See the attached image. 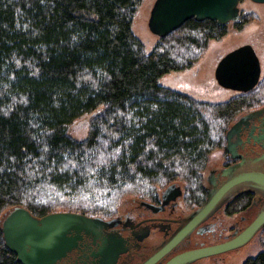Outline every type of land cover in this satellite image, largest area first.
<instances>
[{
    "label": "trees",
    "instance_id": "trees-1",
    "mask_svg": "<svg viewBox=\"0 0 264 264\" xmlns=\"http://www.w3.org/2000/svg\"><path fill=\"white\" fill-rule=\"evenodd\" d=\"M141 2L0 0V264H21L1 228L14 208L111 218L127 198L173 184L200 196L235 119L264 108V76L221 103L159 85L228 26L192 19L147 52L133 30ZM257 19L242 12L233 24ZM85 116L89 134L79 141L70 127ZM259 235L263 250L243 264H264Z\"/></svg>",
    "mask_w": 264,
    "mask_h": 264
},
{
    "label": "flooded vegetation",
    "instance_id": "flooded-vegetation-1",
    "mask_svg": "<svg viewBox=\"0 0 264 264\" xmlns=\"http://www.w3.org/2000/svg\"><path fill=\"white\" fill-rule=\"evenodd\" d=\"M232 128H235L232 137L228 139L227 133L226 143L220 149V164L208 165L203 173L200 196L189 195L182 185L175 184L182 192L178 200L167 199L165 202L166 188L152 198L124 202L111 218L92 217L101 219L100 226L71 231L76 245L55 264H147L225 183L246 173L264 174V109L241 114L229 131ZM126 204H129L128 208L123 209ZM263 210L264 190L253 183L237 185L182 241L154 264H168L188 251L230 241L249 227ZM262 230L264 227L256 236ZM240 249L242 247L187 264H226V256Z\"/></svg>",
    "mask_w": 264,
    "mask_h": 264
},
{
    "label": "water",
    "instance_id": "water-1",
    "mask_svg": "<svg viewBox=\"0 0 264 264\" xmlns=\"http://www.w3.org/2000/svg\"><path fill=\"white\" fill-rule=\"evenodd\" d=\"M243 0H156L148 27L152 34L163 39L182 27L186 22L211 20L228 26L240 19ZM264 4V0H251ZM263 69L259 56L250 44L229 52L218 63L215 78L220 87L235 93H247L260 83ZM264 109V108H263ZM235 128L228 132V139ZM242 183H253L264 190L263 173H246L225 183L213 198L191 219L166 248L156 254L147 264H154L182 241L218 205L223 196ZM174 195V196H173ZM182 197L181 188L169 186L164 193L165 202ZM151 206L150 204H146ZM78 213H53L41 218L27 209L17 207L9 211L1 221L6 246L16 254L21 264H55L65 258L76 245L71 231L89 230L100 226L102 221ZM113 222V221H112ZM111 222V223H112ZM94 226V227H93ZM264 227V210L242 233L230 241L183 253L168 264H187L194 261L239 249L252 241Z\"/></svg>",
    "mask_w": 264,
    "mask_h": 264
},
{
    "label": "rangeland",
    "instance_id": "rangeland-1",
    "mask_svg": "<svg viewBox=\"0 0 264 264\" xmlns=\"http://www.w3.org/2000/svg\"><path fill=\"white\" fill-rule=\"evenodd\" d=\"M155 2L156 0H142L133 24L134 33L144 43L147 52H151L159 42V38L152 34L148 27L150 14ZM240 8L244 14L255 13L259 19L246 24L242 30H237L233 23L229 24L228 34L221 40L211 41L201 58L191 68L162 76L158 80L159 85L180 91L199 101L212 103L228 101L236 93L219 86L215 78V70L224 56L246 44L252 45L259 56L263 69V77L264 4H257L251 0H243ZM91 116L82 117L71 125L70 134L73 138L79 141L87 138ZM240 116L241 114L238 117ZM221 155L222 151L220 149L214 151L209 158L208 165L220 164L219 159ZM178 185H182L183 189L186 190L183 183ZM130 201H133V199L127 198L125 203ZM128 206L129 204L124 205L123 209L128 208ZM262 250V237L261 235H257L242 249L226 256L228 258L226 264H243L246 259L256 257Z\"/></svg>",
    "mask_w": 264,
    "mask_h": 264
}]
</instances>
